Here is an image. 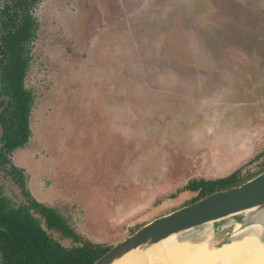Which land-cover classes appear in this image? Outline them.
I'll use <instances>...</instances> for the list:
<instances>
[{"label": "rangeland", "instance_id": "1", "mask_svg": "<svg viewBox=\"0 0 264 264\" xmlns=\"http://www.w3.org/2000/svg\"><path fill=\"white\" fill-rule=\"evenodd\" d=\"M33 14L31 135L11 160L82 238L113 246L191 199L189 179L264 163V0H41ZM242 218L193 245L233 240Z\"/></svg>", "mask_w": 264, "mask_h": 264}, {"label": "trees", "instance_id": "2", "mask_svg": "<svg viewBox=\"0 0 264 264\" xmlns=\"http://www.w3.org/2000/svg\"><path fill=\"white\" fill-rule=\"evenodd\" d=\"M40 1L10 0L9 4L5 3L4 8L0 9V92L10 97L9 105L1 116L5 145L0 149V168L6 170L23 187L24 170L12 163L8 153L24 146L31 135L30 114L34 95L25 87V77L31 63V42L36 37L37 29L33 8ZM263 153L264 151L255 158ZM243 167L226 176L189 179L178 191H189L195 195L180 207L192 204L213 192L239 186L264 171V163L259 168L244 172ZM30 202L31 207L41 213L46 229L27 207L18 210L0 209V264H92L111 249L112 246H103L82 238L69 225L66 217L53 208L32 200ZM48 230L60 232L75 244L64 246ZM227 242L229 240L225 243Z\"/></svg>", "mask_w": 264, "mask_h": 264}, {"label": "water", "instance_id": "3", "mask_svg": "<svg viewBox=\"0 0 264 264\" xmlns=\"http://www.w3.org/2000/svg\"><path fill=\"white\" fill-rule=\"evenodd\" d=\"M4 98L8 103L9 98L2 96L1 100ZM238 215H243L240 223L242 229L260 224L261 231L257 235L264 236V171L239 186L213 192L192 204L151 220L114 244L92 264H131L134 256L144 255L173 235L192 245L195 236L204 227Z\"/></svg>", "mask_w": 264, "mask_h": 264}, {"label": "bare ground", "instance_id": "4", "mask_svg": "<svg viewBox=\"0 0 264 264\" xmlns=\"http://www.w3.org/2000/svg\"><path fill=\"white\" fill-rule=\"evenodd\" d=\"M260 231V224L250 225L216 249L177 242L179 236L173 235L144 255L134 256L131 264H264V236L257 235Z\"/></svg>", "mask_w": 264, "mask_h": 264}, {"label": "flooded vegetation", "instance_id": "5", "mask_svg": "<svg viewBox=\"0 0 264 264\" xmlns=\"http://www.w3.org/2000/svg\"><path fill=\"white\" fill-rule=\"evenodd\" d=\"M5 3L9 4L10 0H0V9L4 8ZM36 7V6H35ZM34 7V8H35ZM33 8V9H34ZM2 56V51L0 49V57ZM2 96H7L9 98L8 103H6V99L4 98L3 100H1ZM10 102V97L8 95H4L0 92V109L2 108V112L0 113V125L3 128L2 133L0 132V149H2L5 145V140H4V125L1 121V116L5 110V108L9 105ZM30 139V137H29ZM21 147V146H20ZM17 147L16 149L20 148ZM12 150L11 152L8 153V157L9 159H11V154L16 150ZM12 161V160H11ZM0 209L2 208H12V209H22V208H29V212L36 218L40 219V225L46 229V226L44 224V220L41 216V213L39 211H36L35 208L31 207V200L34 201L35 203L42 205V206H47L50 208H53L54 210H56L58 213H60L56 208L46 205L43 202L37 200V198H35V196L32 194V192L30 191L29 188V178L27 176V174L24 171V174L22 175V183L24 184V187L22 185H20V183L14 179V177L10 174L7 173L6 170L0 168ZM9 184L13 187H15L16 191L18 190L17 194L13 193L10 194L6 191V189L3 188L4 184ZM19 195V196H18ZM61 215H63L62 213H60ZM64 216V215H63ZM65 217V216H64ZM69 223V222H68ZM70 225V224H69Z\"/></svg>", "mask_w": 264, "mask_h": 264}]
</instances>
